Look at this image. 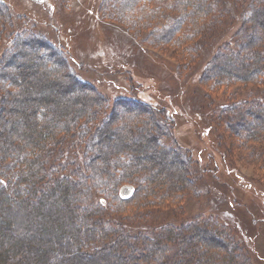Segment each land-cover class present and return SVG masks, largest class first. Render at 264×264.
Wrapping results in <instances>:
<instances>
[{
    "label": "trees",
    "instance_id": "16d2710c",
    "mask_svg": "<svg viewBox=\"0 0 264 264\" xmlns=\"http://www.w3.org/2000/svg\"><path fill=\"white\" fill-rule=\"evenodd\" d=\"M230 1L103 0L99 11L122 22L135 36L147 33L152 45L173 49L179 63L192 65L199 56V41L226 19ZM243 1L246 15L233 46L221 47L199 83L209 93L230 84L251 86L262 90L264 97V0ZM111 2L119 12L111 10L110 15ZM9 20L0 4V29ZM27 43L44 52L41 74L33 63L19 62L27 58L23 51ZM35 79L41 85H34ZM47 89L54 98L47 97ZM0 94V264H252L244 247L212 217L196 216L181 226L162 225L154 232H132L146 222L150 225L163 209L177 207L185 192L196 190L194 162L172 140L173 121L165 109L120 98L113 101L108 116H101L106 98L78 80L63 55L37 36L14 38L0 58ZM18 103L25 107L23 116L16 118L22 119L23 134L3 130L9 117L18 113ZM222 112L232 114L225 124L230 148L264 175V101L246 100ZM111 139L115 141L109 145ZM70 143L81 147L82 156L78 161L76 150H68L76 161L66 167L60 159ZM125 185L134 188L127 197L120 196ZM6 196L10 200L3 206ZM61 197L69 208L62 227L48 221L53 229L49 237L32 233L23 238L21 229L28 220L18 213L33 201L50 217L51 204ZM31 223L38 232L46 227ZM112 252L117 261L109 259Z\"/></svg>",
    "mask_w": 264,
    "mask_h": 264
},
{
    "label": "rangeland",
    "instance_id": "374dc122",
    "mask_svg": "<svg viewBox=\"0 0 264 264\" xmlns=\"http://www.w3.org/2000/svg\"><path fill=\"white\" fill-rule=\"evenodd\" d=\"M0 4L7 9L10 18L0 29V58L10 49L14 38L37 36L63 55L78 80L106 98L101 116L110 114L113 101L127 98L165 109L167 119L173 121L171 137L192 157L196 190L185 192L177 207L156 214L150 224L152 227L146 222L144 226L134 227L132 232H154L162 225L181 226L196 216L212 217L244 247L252 264H264V175L256 173L257 170L230 148L231 135L225 124L232 119V114L222 112L226 107L243 105L246 100L264 101L262 90L230 84L209 93L199 83L207 63L221 47L233 46L235 33L246 15L247 4L243 0L227 3L229 14L215 31L199 41V56L192 65L179 63L173 49L152 45L146 40L147 33L135 36L122 22L104 17L99 11L103 0H0ZM153 5L158 7L159 3ZM110 6V15L113 11L119 12L114 3ZM29 46L27 43L23 47L27 58H19V62L25 66L33 63L41 74L40 65L46 62L44 52ZM41 83L40 79H35L33 84ZM26 87L32 90L31 86ZM48 90L45 91L47 97L54 98V92ZM17 106L18 113L9 117L10 122L3 124V130L15 129V134H23L22 119L16 121V118L25 107L21 103ZM114 141L111 139L109 145ZM125 143L130 145L127 139ZM73 146V143L68 144L65 154H61L60 162L66 167L76 161L68 150H76L77 160H81V152H78L81 147ZM141 146L146 151L145 145L141 143ZM166 165L172 168L168 162ZM174 168L179 170L178 165ZM133 190L132 186L125 185L120 189V196H130ZM9 200V196L3 197L1 203L7 206ZM66 204L64 197L57 199L51 204L52 215L47 217L39 210V204L31 201L25 212L18 213L28 220L22 226L21 236L26 238L33 233L42 239L49 237L53 229L46 222L62 227L61 223L67 221L65 216H69ZM64 209L68 213L63 214ZM76 217H80L79 213ZM32 221L39 225L44 223L46 227L38 232L33 229ZM57 240L63 238L57 237ZM42 243L45 247L44 240ZM108 257L118 260L113 252Z\"/></svg>",
    "mask_w": 264,
    "mask_h": 264
}]
</instances>
